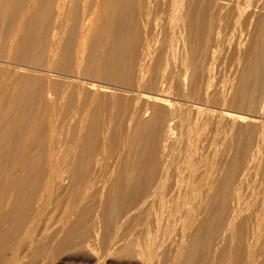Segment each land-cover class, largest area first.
<instances>
[{
    "label": "bare ground",
    "instance_id": "bare-ground-1",
    "mask_svg": "<svg viewBox=\"0 0 264 264\" xmlns=\"http://www.w3.org/2000/svg\"><path fill=\"white\" fill-rule=\"evenodd\" d=\"M253 150L264 0H0V264H264Z\"/></svg>",
    "mask_w": 264,
    "mask_h": 264
},
{
    "label": "rangeland",
    "instance_id": "rangeland-1",
    "mask_svg": "<svg viewBox=\"0 0 264 264\" xmlns=\"http://www.w3.org/2000/svg\"><path fill=\"white\" fill-rule=\"evenodd\" d=\"M224 53V54H223ZM223 53H221V55H220V65H219V67H218V71H217V76L218 77H220V78H218L217 77V81H218V84H220V83H222V81H226V82H223V84L224 85H227V86H229L230 85V83L231 82H234L235 80L234 79H236V77L238 76V69L236 70V69H234L235 68V66H234V64H235V60H234V57H232V55L231 54H233V50H227L226 52L224 51ZM232 57V58H231ZM241 57H243V52H242V54H241ZM233 60V61H232ZM224 63V64H223ZM232 63H234V64H232ZM225 68H224V67ZM224 70H223V69ZM230 68H231V70H230ZM224 72H223V71ZM233 71H234V73H233ZM236 71V72H235ZM231 73V74H230ZM221 74V75H220ZM223 74V75H222ZM234 74V75H233ZM237 75V76H236ZM226 76H228V77H226ZM233 77V79H231V77ZM223 77V78H222ZM222 78V79H221ZM232 80V81H231ZM228 81H230V82H228ZM228 82V83H227ZM226 83V84H225ZM223 84H220V85H223ZM85 87H88L87 85L85 86ZM88 88H90V86L88 87ZM251 119L252 120H254V119H256V118H252L251 117ZM257 120H259V119H256V120H254V121H257ZM222 150H220V152H221ZM252 155H255V158L257 159V160H255L254 159V157L252 156V158L254 159V161H256V163H255V167L257 168V170L258 169H260V170H258V172H256V168L255 169H253L252 170V173L253 174H255V173H257V179L255 178V176L252 178L253 179V181H255L256 182V184L257 185H259L258 184V182H259V180L262 182H259L261 185H263L264 186V159L262 160V158L264 157V152H256L255 150H253L252 151ZM260 153L262 154V155H260ZM221 155V153H218V154H216L215 153V151H213V150H211L210 151V153H209V160H213V158H214V160H213V162H215L218 158H219V156L218 155ZM213 155V156H212ZM215 155H216V159H215ZM117 156V154H115V157ZM258 156V157H257ZM262 156V157H261ZM258 161L260 162V163H258ZM112 163V164H111ZM258 163V164H257ZM109 164H110V167H112V166H114L113 164H114V160H111L110 162H109ZM259 165V167H257V166ZM254 171V172H253ZM261 174V175H260ZM258 176H260V178H259V180H258ZM262 176V177H261ZM257 181H256V180ZM103 191H105V190H103ZM50 208H48L49 210L51 209H53V208H51L52 206H49ZM49 211L47 210V213H48ZM192 231L193 230H191V232H190V234L192 233ZM39 232V231H38ZM37 232V233H38ZM189 234V235H190ZM96 243H98L97 244V246H99V248L96 246ZM96 243H91L90 245H88L89 247H91V248H89L88 246H83L82 248H70V249H67V250H64V251H62L61 253H59L55 258H54V260H53V262H52V264L54 263V264H95L96 262V264H102V262L104 261V263L103 264H133L134 263V261L133 260H130L128 257H126L124 254H121V253H119L120 251H118V249H120V247H118L119 245H117V250H116V247H115V250L113 251L114 253H113V256L112 255H108V256H106V254H107V245H104V246H101V244H100V242H99V239H98V242L96 241ZM93 244V245H92ZM95 245V246H94ZM100 246H101V249H100ZM97 249H96V248ZM102 247H103V250L104 251H106V252H100V250L102 251ZM92 249V250H91ZM106 249V250H105ZM114 249V248H113ZM95 250H97V251H99L98 252V254L100 255H98L97 254V252H95ZM92 252V253H91ZM96 254H95V253ZM117 253H119V254H117ZM95 255H97L98 256V258H97V256L95 257ZM106 256L105 257V259H104V257L103 256ZM121 255H123L124 257H122ZM112 256V257H111ZM29 259H30V257L29 256H27ZM27 257H23V256H21L18 260H21V261H18L17 263L16 262H14V264L16 263V264H23V263H25V264H27V263H30V261H29V259H28V262L26 263L25 261L27 260L26 258ZM58 257V258H57ZM100 257H103L102 259H104V260H102V259H100ZM57 258V259H56ZM99 259L100 260H102L101 262H99ZM96 260V261H95ZM130 260V261H129ZM133 261V262H132ZM22 262V263H21Z\"/></svg>",
    "mask_w": 264,
    "mask_h": 264
}]
</instances>
